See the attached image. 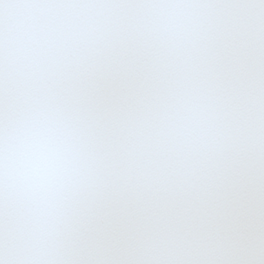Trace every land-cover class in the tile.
Listing matches in <instances>:
<instances>
[{
  "label": "snow or ice",
  "instance_id": "1",
  "mask_svg": "<svg viewBox=\"0 0 264 264\" xmlns=\"http://www.w3.org/2000/svg\"><path fill=\"white\" fill-rule=\"evenodd\" d=\"M0 264H264V0H0Z\"/></svg>",
  "mask_w": 264,
  "mask_h": 264
}]
</instances>
